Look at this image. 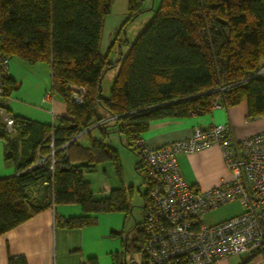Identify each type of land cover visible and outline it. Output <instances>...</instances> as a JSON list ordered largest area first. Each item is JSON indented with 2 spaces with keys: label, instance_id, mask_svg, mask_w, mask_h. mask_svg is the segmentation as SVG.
I'll return each instance as SVG.
<instances>
[{
  "label": "trees",
  "instance_id": "16d2710c",
  "mask_svg": "<svg viewBox=\"0 0 264 264\" xmlns=\"http://www.w3.org/2000/svg\"><path fill=\"white\" fill-rule=\"evenodd\" d=\"M111 2L0 0L1 51L27 65L47 63L51 92L65 102L68 114L55 126L12 115V133L0 118L4 157L16 167L15 174L0 177V235L51 200L80 205L82 215L58 220L66 228L91 225L92 214L128 211L123 186L95 198L84 178L101 161L113 160L119 169L115 151L89 136L93 127L117 131L137 154L141 169L131 140L142 136L152 120L210 113L214 101L233 106L245 100L249 116L264 113V72L258 73L264 70V0H160L115 62L100 52ZM139 3L130 0L126 23L141 12ZM116 64L109 95L103 96V77ZM10 85L9 79V91ZM72 86L87 88L81 102L72 98ZM83 134L85 144L79 141ZM42 183L45 194L32 202L28 188ZM144 218L145 212L142 254ZM250 252L238 264L264 259V246ZM8 264L28 263L17 256L9 257Z\"/></svg>",
  "mask_w": 264,
  "mask_h": 264
},
{
  "label": "crops",
  "instance_id": "0c3cea01",
  "mask_svg": "<svg viewBox=\"0 0 264 264\" xmlns=\"http://www.w3.org/2000/svg\"><path fill=\"white\" fill-rule=\"evenodd\" d=\"M9 72L11 90L6 101L9 113L50 126L68 116L65 102L51 92V70L48 74L42 62L27 65L12 58ZM45 93H52V99L44 101ZM214 124L227 125L232 139H242L264 130V113L249 116L245 100L233 106L220 104L203 115L152 120L142 136L149 147L155 148L188 137L197 126L208 128ZM84 136L87 135H80L79 139ZM177 160L184 178L202 189L214 187L229 176L216 145L195 153H179ZM15 173V163L4 157V140L0 138V177ZM45 189L43 183L29 187V199L36 201L45 194ZM103 191L108 193L110 187L104 185ZM240 210L238 203L232 210L224 205L206 212L203 218L207 224H213ZM113 212L92 214L95 221L91 225L66 228L58 220L82 215L80 205L57 204L51 200L45 208L0 235V264H8L9 257L17 256L25 257L28 264H82L92 258L97 264H144L140 251L143 219L130 227L127 226V211H121L123 215ZM144 212L143 206L142 218ZM136 252L141 255L140 262L136 260ZM231 258L218 263L234 264ZM254 264H264V259Z\"/></svg>",
  "mask_w": 264,
  "mask_h": 264
},
{
  "label": "built area",
  "instance_id": "2783aa9c",
  "mask_svg": "<svg viewBox=\"0 0 264 264\" xmlns=\"http://www.w3.org/2000/svg\"><path fill=\"white\" fill-rule=\"evenodd\" d=\"M10 61L0 49V118L12 133L13 116L6 108ZM86 89L72 86V98L81 102ZM51 99L52 93L44 94V101ZM131 141L147 184L144 264H215L264 246V130L232 139L227 125L214 124L155 148L143 136ZM213 145L220 148L229 176L202 189L184 178L177 155ZM234 202L241 207L238 213L213 224L204 221L206 212Z\"/></svg>",
  "mask_w": 264,
  "mask_h": 264
},
{
  "label": "rangeland",
  "instance_id": "374dc122",
  "mask_svg": "<svg viewBox=\"0 0 264 264\" xmlns=\"http://www.w3.org/2000/svg\"><path fill=\"white\" fill-rule=\"evenodd\" d=\"M139 10L141 12L136 15L130 22L126 23L129 16V2L130 0H112L111 11L104 18V34L100 45V52L107 57L111 62H115L118 58L124 55L129 46L134 42L143 27L156 13L160 0H139ZM15 60L19 59L14 58ZM22 63V62H21ZM23 64V63H22ZM41 64V63H39ZM47 68L48 74L50 69L47 63L42 62ZM118 71V64L110 68L104 75L102 80V95L108 96L113 79ZM264 70L259 71L262 73ZM89 136L92 139L103 141L105 145L109 146L115 151L117 156L119 169L116 167L113 160H105L94 165L93 169L84 172V178L89 182L91 191L95 198L108 196L109 193H104L103 186L108 185L110 189H117L124 187L126 199L129 204L127 211V226L133 227L136 222H142L144 194L147 191V184L144 182L143 172L139 169L138 156L135 152L125 145L117 131L108 128L106 133H103L99 127H93L90 130ZM82 143H87V137L79 139ZM137 166V168H136ZM232 210L237 203H230L228 205ZM221 211L217 212L219 214ZM113 213L123 215V212L115 211ZM115 214V215H116ZM140 262L141 255L135 253ZM248 252L239 256H232L230 259L234 264L249 256ZM220 264V263H215Z\"/></svg>",
  "mask_w": 264,
  "mask_h": 264
}]
</instances>
